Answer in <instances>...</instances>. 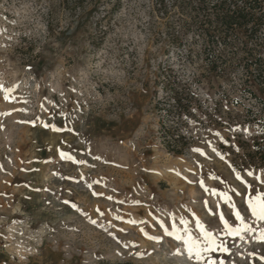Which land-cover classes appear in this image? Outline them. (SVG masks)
Instances as JSON below:
<instances>
[{"label":"rangeland","instance_id":"obj_1","mask_svg":"<svg viewBox=\"0 0 264 264\" xmlns=\"http://www.w3.org/2000/svg\"><path fill=\"white\" fill-rule=\"evenodd\" d=\"M216 1L0 0V85L14 89L8 100L0 91V264H197L160 235L159 221L183 235L181 218L194 239L199 220L229 248L199 264H264V242L227 236L219 220L240 227L235 205L264 227L246 203L264 190L253 147L264 138V58L254 62L264 24L248 35L224 27ZM182 83L194 93L192 138L174 154L158 102Z\"/></svg>","mask_w":264,"mask_h":264},{"label":"trees","instance_id":"obj_2","mask_svg":"<svg viewBox=\"0 0 264 264\" xmlns=\"http://www.w3.org/2000/svg\"><path fill=\"white\" fill-rule=\"evenodd\" d=\"M87 0H61L64 4L71 6L76 9L80 8L84 5ZM180 0H174V3L179 2ZM202 3L209 2L210 0H199ZM238 0H217L213 3V6H216L217 13H215V20L218 24L223 25L224 27L236 28L240 31V33L247 32V35L251 33L254 29H257L262 23L264 24V11L260 14H256L254 11H251L250 7L252 5V9H255L256 6L261 8L260 3H257V0H240L241 5H238ZM249 8V9H248ZM233 29V30H234ZM204 34L209 37H214L213 33L209 29H204ZM226 44V42H224ZM242 50H245V56L248 54H252L251 51L247 50V47L243 46ZM264 57L261 55H256L254 57V62H261ZM210 62V61H209ZM220 62H223L220 59ZM247 62V61H246ZM210 65V71L216 70L217 62L212 61L208 63ZM246 68H249L246 63ZM174 82H177L176 80ZM180 82V81H179ZM183 84V83H182ZM185 83L182 86V92L178 93V91L173 92V96L170 97L168 103L166 101L160 103L158 102L159 110L162 108L165 110L169 124L165 125L162 122L161 125V137L162 142L165 144L166 149L169 152L174 154H181L184 152V148L187 144H189V140H191V136H188L184 133L187 123V118L189 113V108L193 105L194 93L192 89L185 86ZM258 102L264 106V101L257 98ZM196 102V101H195ZM167 103V104H166ZM248 113H251L249 109ZM186 117V118H185ZM254 147V155L260 161L264 162V138L260 141L253 142ZM115 264H133L131 262L124 263H115Z\"/></svg>","mask_w":264,"mask_h":264},{"label":"snow or ice","instance_id":"obj_3","mask_svg":"<svg viewBox=\"0 0 264 264\" xmlns=\"http://www.w3.org/2000/svg\"><path fill=\"white\" fill-rule=\"evenodd\" d=\"M0 91L4 92V99H9V94L14 91L12 88H4L3 85H0ZM5 115H10V113H4ZM215 151V149H213ZM195 151H199V149H195ZM61 158L72 160L73 157L71 155H68L64 152L60 153ZM82 163V161H81ZM247 175L253 176L254 174L252 172H248ZM236 179L243 182L241 174H236ZM257 179H264V175L262 177H258ZM201 187H204V182L200 181ZM251 187L250 184H245V188ZM208 191V189H205ZM213 194H215V189L211 190ZM233 192L236 190L233 189ZM254 191V195H250L246 198V203L248 209L251 210V216L255 218L253 221V224H255L256 221L264 222V190L262 191ZM241 195L242 200L245 199L244 194L237 193ZM221 197L225 201H230L231 197H229L226 193H221ZM67 203V201H65ZM235 205H232V209L235 215V220L240 222V227H232L228 220L224 218L223 215L219 217V220L223 222V227L225 230V234L227 236H236L240 239H244V237L241 235V233L246 232L251 235V237L256 240L257 242H264V227H255V226H249L245 220L246 218L241 215L240 211L235 210ZM119 219V217H117ZM91 223L95 224V220H91ZM130 223L135 224L136 221H130ZM159 227L163 229V232L160 235L163 236H174L176 240L182 241V247H185L187 250L188 258H194L197 261V264L201 260L204 259V256L206 253H213L216 251H220L223 253L229 252V248L225 246L223 242L217 243V237L213 234L212 230H206L204 225L197 220L196 221V227L199 228L200 234L203 237V240L194 239L193 235L191 234L190 230L187 227L188 221L181 218L180 223L185 225L183 229V235L179 234V231L177 230L175 225H172L171 231L165 227V224L167 221H159ZM143 231V229H141ZM146 234V233H145ZM150 239H159V236H153L149 237ZM139 255V253H137ZM176 254H179L178 252ZM260 259L264 260V256H261ZM205 264H217V261L211 259L210 257L205 261ZM219 264H224L223 261H219Z\"/></svg>","mask_w":264,"mask_h":264}]
</instances>
